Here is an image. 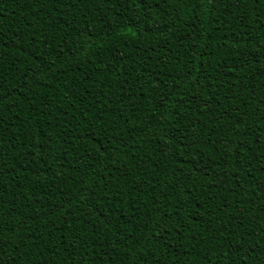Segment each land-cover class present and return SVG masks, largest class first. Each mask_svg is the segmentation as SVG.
<instances>
[{"label": "trees", "instance_id": "1", "mask_svg": "<svg viewBox=\"0 0 264 264\" xmlns=\"http://www.w3.org/2000/svg\"><path fill=\"white\" fill-rule=\"evenodd\" d=\"M0 264H264V0H0Z\"/></svg>", "mask_w": 264, "mask_h": 264}]
</instances>
